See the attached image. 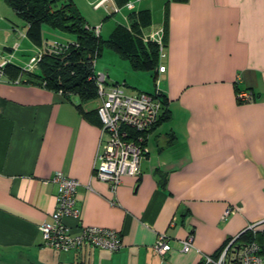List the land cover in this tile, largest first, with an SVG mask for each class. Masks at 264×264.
Here are the masks:
<instances>
[{
    "label": "crops",
    "instance_id": "0c3cea01",
    "mask_svg": "<svg viewBox=\"0 0 264 264\" xmlns=\"http://www.w3.org/2000/svg\"><path fill=\"white\" fill-rule=\"evenodd\" d=\"M158 8L156 24L152 10H139L151 14L144 33L165 29L160 89L169 118L146 134L139 176L122 177L115 193L92 175L97 105L0 77V263L200 264L249 225L264 231V0H162ZM17 53L9 63L22 67ZM242 90L251 102L237 100ZM57 171L79 183L81 224L117 231L118 251L43 245L38 227L55 210ZM160 234L171 246L163 258L153 251ZM188 234L194 248L182 253Z\"/></svg>",
    "mask_w": 264,
    "mask_h": 264
},
{
    "label": "built area",
    "instance_id": "2783aa9c",
    "mask_svg": "<svg viewBox=\"0 0 264 264\" xmlns=\"http://www.w3.org/2000/svg\"><path fill=\"white\" fill-rule=\"evenodd\" d=\"M139 1V0H137ZM111 4V7H108ZM95 9L104 8L109 15L120 12L121 8L115 0H98L93 5ZM124 7L130 12L135 10V2H127ZM110 10V11H109ZM92 28V27H91ZM101 25L93 27V33L98 36ZM163 28L158 27L143 35V40L153 41L158 46L159 64L155 69L153 93L125 92V84L109 83L105 73L95 70L96 59L92 63L91 80L96 86V113L100 121V143L93 167V178L109 185L112 193L116 192L122 177H137L140 174V163L147 156L146 134L149 133L160 119L164 106L161 99L160 76L165 72V45ZM22 38L25 34H20ZM74 41L64 43H44L24 66L23 70L34 71L41 56L45 52L58 53L68 48ZM18 45H14V51ZM12 59V57H11ZM10 59L0 63V77L3 67ZM20 79L14 83L18 84ZM61 93V92H60ZM238 101L251 102L252 93L248 90L236 94ZM50 182L56 186V206L51 214V220L38 227L43 245L61 253L80 251L89 246L96 249L116 252L121 248L120 234L109 228L84 226L80 221V211L77 205L78 181L69 178L61 171L54 173ZM235 209L228 208L223 218L232 214ZM65 218L74 219L78 225L74 230L64 223ZM256 224L249 225L244 232L253 236L257 233ZM238 237L229 241L217 256L202 255L200 264H264V242L256 240L239 241ZM182 253L194 248L193 235L180 242ZM171 250L169 238L165 234L157 236L153 251L162 258Z\"/></svg>",
    "mask_w": 264,
    "mask_h": 264
},
{
    "label": "trees",
    "instance_id": "16d2710c",
    "mask_svg": "<svg viewBox=\"0 0 264 264\" xmlns=\"http://www.w3.org/2000/svg\"><path fill=\"white\" fill-rule=\"evenodd\" d=\"M2 1L24 22L25 36L35 46L42 45L44 27L74 36L73 44L66 50L58 53L45 52L34 71L23 70L22 67L9 62L5 64L2 69L3 76L11 82L20 79L21 84H35L53 92L73 94L78 96L81 102L96 100V86L90 77L92 63L99 57L102 47H108L127 59L133 70L151 72L155 80V69L159 64L158 46L153 41L143 40V29L151 24L149 10L130 12L127 15L128 25L117 24L109 37L102 40L100 34L96 36L93 33L72 0ZM116 1L120 7L127 3L126 0ZM112 15L114 14L108 17ZM162 28L165 45V29ZM161 99L164 111L155 126L169 118L165 111L167 100L163 94ZM76 108L82 112L80 105ZM260 236H264V231L257 232L254 236L246 231L240 234L237 240H258Z\"/></svg>",
    "mask_w": 264,
    "mask_h": 264
},
{
    "label": "rangeland",
    "instance_id": "374dc122",
    "mask_svg": "<svg viewBox=\"0 0 264 264\" xmlns=\"http://www.w3.org/2000/svg\"><path fill=\"white\" fill-rule=\"evenodd\" d=\"M96 1L98 0H72L90 27L93 28L101 25L100 36L102 40H106L117 24L125 25L129 10L123 7L120 12L108 17L109 14L103 7L98 9L93 7ZM128 2H135L134 11L144 8L152 10L154 24L159 22L160 14L158 7H160L162 0H131ZM108 7H111V4H108ZM12 26L16 28L15 34L11 32ZM43 30L50 34H44L42 45H31L27 39L20 36V34L25 32L24 22L0 0V62L11 59V57L13 58L16 51H18L17 55H20V52H24L25 61H28L30 57L38 52V48L42 49L44 42L64 43L68 41L67 38L74 40V36L72 35L51 30L47 27H44ZM58 36H62V39L58 38ZM15 44L18 47L14 51L13 45ZM11 50L14 51L13 54ZM10 53L12 56L9 55ZM95 70L107 74L109 83L125 84L124 87L127 94L154 92V80L151 72L133 70L127 59L122 58L117 52L108 47H102L100 50V55L96 59ZM91 105L96 106L97 102L94 100L91 102ZM256 241L263 243L264 236H260V239Z\"/></svg>",
    "mask_w": 264,
    "mask_h": 264
},
{
    "label": "water",
    "instance_id": "95a60500",
    "mask_svg": "<svg viewBox=\"0 0 264 264\" xmlns=\"http://www.w3.org/2000/svg\"><path fill=\"white\" fill-rule=\"evenodd\" d=\"M0 264H4V263H0Z\"/></svg>",
    "mask_w": 264,
    "mask_h": 264
}]
</instances>
